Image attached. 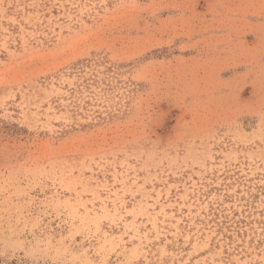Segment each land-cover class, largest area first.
Wrapping results in <instances>:
<instances>
[{"label":"rangeland","instance_id":"1","mask_svg":"<svg viewBox=\"0 0 264 264\" xmlns=\"http://www.w3.org/2000/svg\"><path fill=\"white\" fill-rule=\"evenodd\" d=\"M0 264H264V0H0Z\"/></svg>","mask_w":264,"mask_h":264}]
</instances>
